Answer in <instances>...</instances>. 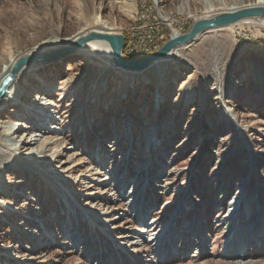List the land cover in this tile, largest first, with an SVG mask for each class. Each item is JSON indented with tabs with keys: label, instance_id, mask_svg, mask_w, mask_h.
Returning <instances> with one entry per match:
<instances>
[{
	"label": "rangeland",
	"instance_id": "374dc122",
	"mask_svg": "<svg viewBox=\"0 0 264 264\" xmlns=\"http://www.w3.org/2000/svg\"><path fill=\"white\" fill-rule=\"evenodd\" d=\"M254 1L0 0V69L52 33L95 29L94 15L126 44L149 6L183 33ZM37 65L0 110L20 127L0 138L20 166L0 173V264H264L262 20L206 32L142 75L92 50ZM39 79L44 90L29 96ZM35 108L43 128L29 143ZM50 119L59 130L42 144Z\"/></svg>",
	"mask_w": 264,
	"mask_h": 264
},
{
	"label": "bare ground",
	"instance_id": "6f19581e",
	"mask_svg": "<svg viewBox=\"0 0 264 264\" xmlns=\"http://www.w3.org/2000/svg\"><path fill=\"white\" fill-rule=\"evenodd\" d=\"M131 6L133 7V2L134 0H129ZM128 3V2H127ZM244 6H264V0H255L254 2H251V3H245L241 6H225L223 9V11H231V10H237L239 8H243ZM210 10V9H209ZM211 15V14H210ZM251 20H262V19H251ZM246 21H250V20H246ZM246 21H242V22H246ZM264 22V20H262ZM90 22L92 24H94L96 27L95 29L93 30H89L88 27L86 26H83V27H80L78 32L75 33L74 35L68 37V38H65V39H58V37H55V34L52 33V35L46 37L44 40L38 42L37 44L34 45V47L32 48V50L29 52V53H26L24 55H16V56H12V58L10 60H8L7 62V65L4 67V68H1L0 69V87L3 83V81L5 80L6 77L10 76L11 77V80L9 82H7L4 86H3V94L0 96V110H5L8 105H9V99L12 97V87H13V83L18 80L20 78V76L27 72L29 70V68L31 69H35L37 67H40L39 65H37L38 63L40 62H25L23 63L22 65H20L18 68L16 67V65L18 64V60L23 57V56H26V55H29V54H41V55H50L51 53L53 52H61L63 49L67 48L65 46H68L70 47L71 45H73V43H75V41L83 36H86L87 34H89L90 32H93V31H96V32H115L117 29L116 27L110 23L109 21L107 20H103L100 16L98 15H94L90 18ZM242 22H239V23H242ZM237 23V24H239ZM235 24V25H237ZM233 26V25H232ZM213 31V30H212ZM209 32V31H208ZM180 33H182L181 31H176V30H173L169 37L171 35H179ZM168 37V38H169ZM201 37V36H200ZM199 37V38H200ZM198 38V39H199ZM163 44V43H162ZM65 47V48H63ZM63 48V49H62ZM55 49H61V50H55ZM55 50V51H53ZM78 50H81V51H89V50H92L94 51L95 53L99 54L100 56L104 57V58H107V59H110V56H111V51H110V48L108 46V44L103 41V40H100V39H94V40H91L85 44H83L82 46H80L78 48ZM177 50V49H175ZM174 50V51H175ZM173 51V52H174ZM173 52L167 57L169 58ZM144 57V56H143ZM166 58V59H167ZM165 60V59H164ZM162 61H159L157 63H154L153 65H151L148 69H146L145 71H140V72H131V71H125L123 70L122 68L118 67L121 71H125V72H128L130 74H133V75H142V74H146L147 72L151 71L153 68H159L160 67V64H161ZM30 69V70H31ZM29 72V71H28ZM36 72V71H35ZM33 70L28 73L30 74V78L28 80H31L33 78H37L38 75H36ZM41 79H39L37 82H33L32 85L34 87H32L33 89L36 88V91L35 92H31L29 96H32V97H35L37 96V93L40 91H43L44 88H41L42 86L39 85V83H41L40 81ZM30 83V82H29ZM45 87L47 86L46 84L44 85ZM32 90V89H31ZM35 90V89H34ZM49 92V91H48ZM25 96V101H27V91L26 93L23 94ZM43 99V98H42ZM42 99H39L38 100V104L36 102L37 105L39 104H42ZM160 95L156 96V103L154 105V111H157L158 109V102H160ZM37 101V99H36ZM14 106L17 105V103L13 102L12 103ZM35 104V105H36ZM20 105V104H18ZM13 106V108H14ZM21 108L20 110L22 109V106H24V103H22V105H20ZM43 108V107H42ZM32 110V109H31ZM33 114L31 116V120H33V123L31 124L32 126H26V128H31V133H34L36 132V130H40L41 127L43 128V125H41L40 123V127L37 128V123H39V114H38V111L37 109L35 108V110H33ZM16 113H18V110H15ZM21 114V113H20ZM17 116V115H16ZM34 117V119H33ZM38 119V120H37ZM30 120V121H31ZM55 124V121L53 120H49L46 122L45 126H44V131L43 133H41V139H43V137H45L44 135L45 134H48V133H51V132H55L58 129V127H56ZM23 126V125H22ZM20 127L17 126V124H8L7 121L5 120H0V138L2 140H4V142L2 143L3 145H6L8 144L7 142H5V140H7V138H11L12 135L16 134L17 130L19 129ZM37 128V129H36ZM35 130V131H34ZM38 133H34L33 135H30V139H28V142L30 143L32 140H36L35 138H33V136H37ZM154 136L149 134L148 135V140L145 141V146H147V144H149V146L151 147L155 142L153 140H155V138H153ZM46 138V137H45ZM44 140L43 139L41 141V143L43 144L44 143ZM12 141V140H11ZM10 141V142H11ZM151 142V143H150ZM13 144V141L11 142ZM14 151H15V146H14ZM121 161H125V159L121 160ZM4 166H13V168H19L20 166L15 164V163H12V162H9L8 159L6 158V156L3 154V152L0 151V173L2 172V168ZM0 181H1V178H0ZM1 183V182H0ZM128 195L127 197L129 198H132L130 194H126ZM2 204V203H1ZM1 207V206H0ZM42 226H45L44 224ZM46 227V226H45ZM47 228V227H46ZM71 228V227H70ZM68 233L67 235H70L71 238H73L74 240L77 238V234H76V228H73V230L69 231L67 230ZM147 240H151V237L147 238ZM154 240V238L152 239V241Z\"/></svg>",
	"mask_w": 264,
	"mask_h": 264
},
{
	"label": "water",
	"instance_id": "95a60500",
	"mask_svg": "<svg viewBox=\"0 0 264 264\" xmlns=\"http://www.w3.org/2000/svg\"><path fill=\"white\" fill-rule=\"evenodd\" d=\"M262 19L264 20V6H244L237 10L220 11L214 14H206L194 19L189 28L179 35H171L159 48L150 52L141 58H129L123 54L125 44V36L118 32H90L75 41L73 45L63 49L60 53L53 52L50 55L29 54L18 60L16 67L18 68L25 62H47L58 59L67 52L78 50L83 44L100 39L105 41L111 51L110 59H107L114 67H120L125 71L140 72L145 71L154 63L166 59L175 49L186 47L196 41L204 33L212 30H219L225 27L235 25L239 22ZM11 80L8 76L0 87V96L3 94V86Z\"/></svg>",
	"mask_w": 264,
	"mask_h": 264
},
{
	"label": "built area",
	"instance_id": "2783aa9c",
	"mask_svg": "<svg viewBox=\"0 0 264 264\" xmlns=\"http://www.w3.org/2000/svg\"><path fill=\"white\" fill-rule=\"evenodd\" d=\"M152 10L153 8L149 6V14H143L139 17V23L128 28V40L124 48V52L128 57L141 58L159 48L160 44L166 40L168 35L163 30V24L166 23L169 26L170 32L173 30L180 31V26L178 28L173 27L172 21L168 24V21H163L160 15H153L154 10Z\"/></svg>",
	"mask_w": 264,
	"mask_h": 264
}]
</instances>
